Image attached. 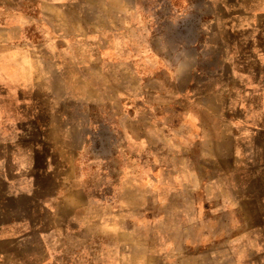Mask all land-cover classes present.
Returning a JSON list of instances; mask_svg holds the SVG:
<instances>
[{
    "label": "crops",
    "instance_id": "1",
    "mask_svg": "<svg viewBox=\"0 0 264 264\" xmlns=\"http://www.w3.org/2000/svg\"><path fill=\"white\" fill-rule=\"evenodd\" d=\"M130 3L114 7L132 23L136 4ZM185 5L175 6L181 18L175 20L174 45L167 47L159 43L171 38L155 35L146 18L141 40L118 33L108 42L93 32L102 13L94 6L88 14L91 4L82 5V26L95 35L86 40L94 46L85 54L91 68H84L97 74L102 67L114 76L115 68L125 67L119 73L127 82L111 88L85 82L84 97H93L99 109L82 118V146L64 147L78 155L70 169L65 165L59 179L45 167L37 186L32 180L16 192L40 203L36 217L46 220L27 223L20 240L21 249L43 250L45 257L26 255L20 264H200L198 248L209 242L200 244V235L213 243L215 226L212 220L206 227L211 234L202 235L200 218L221 212L222 219H263L264 0ZM155 65L173 76L170 87L151 83ZM107 110H126L128 118L109 119ZM19 151L33 156L36 149L24 145ZM81 152L82 163L93 157L101 172L92 194L72 175ZM32 159H17L15 175L33 173ZM140 218L147 229L135 223ZM70 230L78 236L66 235ZM230 246L227 241L221 249Z\"/></svg>",
    "mask_w": 264,
    "mask_h": 264
},
{
    "label": "rangeland",
    "instance_id": "2",
    "mask_svg": "<svg viewBox=\"0 0 264 264\" xmlns=\"http://www.w3.org/2000/svg\"><path fill=\"white\" fill-rule=\"evenodd\" d=\"M126 2L136 4L132 23L125 20L124 11H116L114 7ZM188 2L189 0H0V264H20L26 255H34L36 259L45 257L43 250L30 252L29 249L20 247V240L24 237L21 232L26 224L46 220L36 217L40 203L28 196H22L21 203L22 197L16 192L33 185L32 180H36L37 186L38 181L45 178H42L45 167L59 179L65 174V165L70 169L71 157L74 159L78 155H70L64 147L82 146V118L87 115L93 118L96 107L99 109L94 105L93 97L91 100L84 97L86 95L82 86L85 82L97 88L102 85L109 88L112 85L126 86L127 75L119 73L125 71V67L115 68L114 76L110 73L104 75L102 67L97 74L94 70L84 68L90 61L85 56L86 51L94 46L93 41L86 40L95 38V35L91 33L92 28L82 26V5L91 4L88 14L95 10L97 14L102 13L103 17L98 20L100 26L97 25L93 32L97 31L99 36H108V42L111 39L117 40L118 33H126L136 41L141 40L147 34L143 23L146 18L151 21L155 35L164 34L171 38V42L159 43L160 46L167 47L174 45L172 40L177 30L175 20L179 22L181 18L175 6L178 9L184 5L185 8V3ZM97 5H101V11L97 9ZM112 33L115 35H110ZM160 62L163 63L161 60ZM155 66L156 69H152L150 76L151 83L167 84L170 87L173 76L164 75L161 65ZM86 101L87 107L84 106ZM102 105L100 104V109L104 108L103 102ZM118 110L121 111V107ZM107 111L109 119L114 116L128 118L126 110L119 115ZM73 131L79 138L70 137ZM24 145L36 149L33 156H29L26 151L20 153L19 148ZM29 157H33L35 162L33 173L22 175L19 172L15 175L14 164L17 159ZM74 162L76 166L73 164L71 167L75 170L72 175L80 180L81 187L82 181L86 183L89 194H92L101 173L95 170L93 157L82 163L81 152L79 159ZM261 178H264V165ZM17 180L19 185L16 184ZM51 189V186L44 188L45 192H50ZM262 190L264 193V187ZM17 198L19 202L16 201ZM219 214L221 212L215 214V220L210 216L208 219H199L200 233L204 232L202 235L211 234L210 226L206 227L209 223L211 225L212 220L215 224L213 243L210 242V235L208 239L200 235V244L209 241L208 245L201 244L198 248L200 264H264V212L263 219H222L218 217ZM21 215H26L29 219L22 220L19 217ZM135 223L148 228L146 220L142 218L135 220ZM83 230L90 232L87 227ZM72 231L66 235H70ZM72 234L74 236L76 232ZM45 235L47 234H42ZM38 236L36 235V241ZM104 239L100 235V241ZM227 241H231V246L222 250L221 246ZM28 263L30 264V259Z\"/></svg>",
    "mask_w": 264,
    "mask_h": 264
}]
</instances>
